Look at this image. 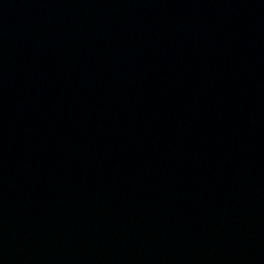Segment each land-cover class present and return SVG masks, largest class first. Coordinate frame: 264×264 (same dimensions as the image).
<instances>
[{"label": "water", "instance_id": "obj_1", "mask_svg": "<svg viewBox=\"0 0 264 264\" xmlns=\"http://www.w3.org/2000/svg\"><path fill=\"white\" fill-rule=\"evenodd\" d=\"M0 264H264V0H0Z\"/></svg>", "mask_w": 264, "mask_h": 264}]
</instances>
